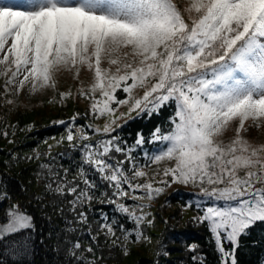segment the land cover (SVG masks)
<instances>
[{"label":"snow or ice","instance_id":"snow-or-ice-1","mask_svg":"<svg viewBox=\"0 0 264 264\" xmlns=\"http://www.w3.org/2000/svg\"><path fill=\"white\" fill-rule=\"evenodd\" d=\"M0 80V264L53 238L56 264H169L174 186L189 264H264V0H0ZM45 105L64 131L17 151L37 128L9 117Z\"/></svg>","mask_w":264,"mask_h":264},{"label":"trees","instance_id":"trees-1","mask_svg":"<svg viewBox=\"0 0 264 264\" xmlns=\"http://www.w3.org/2000/svg\"><path fill=\"white\" fill-rule=\"evenodd\" d=\"M83 103V102H81ZM85 104V103H84ZM78 109L82 110L84 106L80 105L78 102ZM50 113L54 112L55 115L48 119L50 113L40 111L39 114L36 112H27L25 110L21 111L17 115H11L9 121L15 123L19 121V126L23 127L25 124L35 121L36 131L29 133L28 135L32 137L31 139L26 140L23 144H17L16 150L21 152H27L32 148H35L39 141H42L45 137H50L58 135L60 132H63L64 129L62 126H51L50 121L52 119H67L69 111L67 108H58L54 107V110L50 109ZM5 113V111H4ZM158 122L157 118L149 120L144 118L142 120H137L132 124V128L135 129H144L146 132L153 126V123ZM47 125V127H46ZM3 127V119H0V128ZM19 140V134L16 138ZM12 145L7 144V140L0 135V149L11 148ZM43 149V146H41ZM4 159V153L0 152V160ZM3 165L0 164V172H3ZM15 175V170L12 173ZM180 187V191L187 193V189L182 186H174L173 189H170L168 192V199L171 200V205L162 210V216L168 220V224L165 225L161 220L157 226V233H164L165 240L168 243V247L171 250V254L168 258L169 264H189V257L191 253L187 251V246L196 242L202 243L204 240V230L193 226L190 222L189 217L193 214L190 210L185 214L182 213L181 205L183 201L179 196L176 195L175 188ZM164 201L160 200L157 207L159 208L160 204H163ZM54 223H59L58 220H54ZM54 243L53 240H46L43 245H38L36 255L34 257L35 264H56L58 260L57 252L51 247ZM245 262L254 259L252 255H245L241 257ZM155 257L149 251L148 248H140L138 250H133L130 257L127 259H122L121 264H151V261ZM111 264V262H110Z\"/></svg>","mask_w":264,"mask_h":264},{"label":"rangeland","instance_id":"rangeland-1","mask_svg":"<svg viewBox=\"0 0 264 264\" xmlns=\"http://www.w3.org/2000/svg\"><path fill=\"white\" fill-rule=\"evenodd\" d=\"M86 75L87 74L85 72H82L81 73V79H83V77L86 76ZM0 84H2V80H0ZM78 86H79L78 82L73 79V75L72 74H67L66 73V74H63L61 76V78H60V89H61V91H66V90H68L70 88L72 89V87H78ZM80 105L84 106L85 104L80 102ZM50 109L54 110V107L50 106V105H45L44 107L38 108V109H36V110H34L32 112H36V113L39 114L40 111H43V112H45L44 114H46V113L48 114L51 111ZM23 110L24 109H20L17 113L12 114V115H17L18 113H20ZM4 111L6 112V109L4 107L0 106V118H3L5 116ZM54 115H55V113L51 112L50 115H48L47 118L50 119ZM258 132L257 133L253 132V135L256 136V137H260L261 135H264V133H261V132L258 133Z\"/></svg>","mask_w":264,"mask_h":264}]
</instances>
